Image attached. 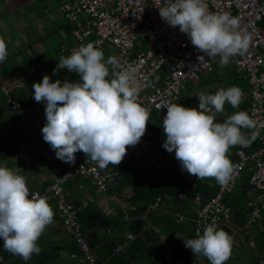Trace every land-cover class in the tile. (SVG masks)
Instances as JSON below:
<instances>
[{
    "label": "clouds",
    "instance_id": "clouds-1",
    "mask_svg": "<svg viewBox=\"0 0 264 264\" xmlns=\"http://www.w3.org/2000/svg\"><path fill=\"white\" fill-rule=\"evenodd\" d=\"M160 8V16L172 27L189 36L192 45L210 60L220 58V66L247 51L251 37L240 28L238 17L229 13H210L205 0H172ZM8 57V46L0 37V63ZM206 63L203 55L198 57ZM60 69L77 73L79 80L63 84L45 75L33 84L36 102H46L45 142L63 162L74 164L82 151L100 168L119 165L128 146H135L146 132L148 110L137 102L138 88L132 81L134 68H124L117 57L105 59L93 43L81 45L69 56H61ZM111 75V79L108 77ZM199 109L167 104L163 119L166 141L163 147L175 152L182 170L197 180L214 178L224 184L235 166L228 158L230 147H248L251 141L242 129L255 128L245 111L216 123L225 103L238 108L243 92L238 87L219 89L215 94H197ZM26 177L0 167V238L3 250L28 261L41 248L38 240L54 222V211L46 198L33 195ZM179 238V237H178ZM194 256H204L210 264H225L232 251V238L223 230L208 225L203 234L184 240ZM3 257H0L2 260Z\"/></svg>",
    "mask_w": 264,
    "mask_h": 264
},
{
    "label": "built area",
    "instance_id": "built-area-1",
    "mask_svg": "<svg viewBox=\"0 0 264 264\" xmlns=\"http://www.w3.org/2000/svg\"><path fill=\"white\" fill-rule=\"evenodd\" d=\"M170 2L172 0H61L63 18L75 26L73 38L77 46L70 50V55L81 45L88 43H93L100 49L112 45L118 50L116 57L120 64L124 68L135 69L132 81L138 88L137 102L148 110L149 120L145 134L135 146L127 147L122 162L131 157L140 161L144 154L156 156L164 175L175 171L178 166L161 157L148 128L151 117L155 113L167 112L164 106L173 104L180 98L185 84L200 82L203 75L212 73L214 63L219 58L217 56L210 60L192 45L189 36L182 33L179 26L172 27L161 18L159 7ZM205 3L210 13H229L238 17L240 28L251 37L247 51L243 55H236V68L250 83L249 116L256 124L255 128H249L243 133L251 142L258 141L260 146L250 153L246 147L234 146L238 159L232 176L224 184H220L218 192L207 202L204 203L200 195L195 198L196 213L193 222L196 236L198 232L203 234L208 225L216 228L231 220L233 207L227 203V199L246 170L250 172V185L264 198V0H205ZM140 38L143 41L136 44ZM142 44L146 47L145 50L141 49ZM66 51V48L62 49V53ZM201 55L205 57L206 63L199 61L198 57ZM166 69V77L161 84L156 83ZM53 76L51 73L50 77ZM8 104L30 126V136L33 137L28 143L21 145L20 151L13 155V161L17 162L22 152L35 147L52 165L50 184L44 190L33 191L29 198L36 195L46 198L49 204L53 203L58 209L63 227L75 239L88 264H107V261L100 263L93 254L79 221V215L90 207L93 199L72 201L67 188L77 177H82L90 181L98 194H107L115 185L118 172L100 168L84 152L75 159L74 164L64 167L56 154L48 153L37 139L39 122L34 121L30 125V114L26 107L13 97L8 99ZM80 188L84 190L86 185H81ZM152 208H157V204ZM248 208L251 209L248 220V226L251 227L263 219L264 204L260 199L253 200L248 203ZM143 219L147 220V216ZM186 219L181 216L178 222ZM125 238L113 256L123 253L127 245L136 240L137 235L129 232ZM72 258L75 259L76 254ZM260 264H264V260Z\"/></svg>",
    "mask_w": 264,
    "mask_h": 264
},
{
    "label": "trees",
    "instance_id": "trees-1",
    "mask_svg": "<svg viewBox=\"0 0 264 264\" xmlns=\"http://www.w3.org/2000/svg\"><path fill=\"white\" fill-rule=\"evenodd\" d=\"M64 20L67 22L65 23L64 27L67 35L66 38H73V31L75 29V26L70 21L66 19ZM60 29L61 27L59 26L57 31H59ZM62 47L63 46L58 49L60 52V56H69L70 52L68 51L62 53V49H64ZM67 52L69 54H67ZM234 59L236 64V56L233 58V60ZM46 60L47 59L45 58L37 56L35 62L28 61L23 65V67H17L16 70L23 74L24 78H29L25 87L17 88L14 85L9 84L7 81L2 82V71L0 70V97L6 99L7 103L10 97L15 98L20 103H22L24 107L27 106L28 108H30L34 112L32 117L37 118L40 123L41 112L36 110L44 102L35 101L34 89L32 86L35 83H39V77L42 72H44L45 74H49L48 71H52L53 69H55L49 67L48 65H50V62H46ZM8 61L9 59L7 57V59L2 64L5 66ZM38 64H41L42 69H36V65ZM16 70L14 71V73L12 72V74H15ZM75 76L77 77L76 73ZM31 77H34L35 80H31ZM73 81L70 80V82ZM9 107L10 109H12L10 105ZM239 111H245L249 114V99L241 102L238 108L232 107L231 110L227 111L226 116L228 118L229 116ZM12 112L14 114H12L10 118L1 119L2 115L4 114V110L0 107V167L10 168L17 174H20V172H18V169H20V166H22L23 173L20 175L26 177L24 174L26 173L24 168L26 167L27 163L23 158L20 157V159L17 161V165L19 166L18 168H16L14 166L15 161H13V155L16 152L20 151V147L22 144H26L30 140H32L30 133L28 132L30 126H27L22 121L18 113L13 109ZM227 118H216L215 122L223 123ZM31 124H33V122H30V125ZM246 130L247 129H242V132ZM153 135L155 137L154 133ZM154 141L157 143L158 149L161 152V147L158 140L156 141L154 139ZM259 146L260 145L258 141L255 140L252 141L248 147H246V150L250 153L258 149ZM230 148L234 149L235 151L234 146ZM30 150L34 151L35 156L37 157L35 162L38 163V165L46 166V170H48V172L52 171V165L48 160L44 158L40 150L36 149L35 147L31 148ZM22 153L21 155L23 157ZM80 153H82V151ZM149 157L144 154L142 156V160L140 161H138L134 157H131L121 162L119 165L115 166L109 164L106 167L108 170H115L119 173L120 177L115 183V185H119V191L123 193L125 190H129L131 192V195L130 197L123 198V200H121L123 202H121L123 205L120 204L121 206L117 207V214H115L114 216H109L108 214H106L104 212V209L102 207H99L97 204H91L87 210L81 212V214L79 215V221L82 226V231L89 243L93 254L100 263L107 261V264H135L134 262L136 260L140 261V259L143 260L150 257L152 251H154L155 246L157 247V244H160L161 240L163 239L167 246L170 247V251L168 253H165L162 258L165 264H205V262H202V256H194L192 250L190 248H186L185 246L184 240L197 237L195 235L194 229H192V231L189 232L186 236H177V229H173L167 226L165 230L167 232V236L161 239L159 238L160 236L153 234L155 233L156 228L152 225H149L150 223L147 220L143 219V217L148 211L153 209L152 206H155L157 204V208L160 207V210L163 209L165 212L169 213L168 216H170V218L168 220L171 224V222L173 221V219H171V216L172 218H174L175 212L170 211L172 210V208H167L169 203L179 204L180 206H182L181 208H189L190 203L191 205L195 204V198L198 195H201L202 200L205 203L218 192L220 183H218L214 178L197 180L195 176L188 174L186 171L185 173L181 172V169L179 167L178 169L176 168L175 171L162 176L161 172H159L157 169V157ZM228 158L231 160L233 165L238 159L235 152H228ZM175 163L180 164L178 160H176ZM36 170L37 168L34 169V171ZM183 174L186 176L190 175L191 179H187ZM26 181L30 189V194L38 187H41L38 190H44L48 185L47 183L43 184L42 186H34L31 182V176L29 175H27ZM79 182H85V180L78 178L75 181L71 182L68 185L69 190L76 189ZM251 189H253V187L250 185V172L246 170L243 173L242 180L237 184L234 192L228 197L229 200L227 199V203L231 207H233L231 220L223 225H219L220 227H223L225 231L229 232V235H232V228H235L245 234L248 232V229L251 230L254 226H256H248V220L251 213V209L248 208V203L253 200L249 199L247 193L250 192ZM109 191L110 193H112L111 189ZM158 199H160V201H158ZM71 200L74 201V199ZM49 205L54 211V221L57 220L61 225H63L59 216L58 209L53 205V203H50ZM262 223V227L264 228V220H262ZM153 224L157 226L156 221H153ZM129 232L137 235L136 240L130 242L123 253L113 256L114 251L119 244L125 241V236ZM109 233L111 236L109 235ZM163 233L166 234L165 232ZM138 239H143L145 241V246H132V244H134V242ZM256 242L260 252L261 248L264 249V229L263 232L259 235V238H256ZM50 249L53 253V260L59 259V257L61 256V252L65 250L67 251L68 258L73 260V264H88L84 259V255L81 249L78 247L75 239L71 235L70 240L66 244L62 243L51 245ZM239 249H241L242 251L245 250L242 248ZM41 253L43 254V256L49 258L45 250H41ZM74 254H76L75 259L72 258V255ZM35 256L36 254H34L30 260L35 259ZM111 256L113 257L110 258ZM0 257H3V259L1 260V264H30V260L24 261L22 257L4 251L3 241H1V239ZM46 257L45 259H47ZM259 259L260 257L256 255L248 264H260ZM77 260L79 262L75 263Z\"/></svg>",
    "mask_w": 264,
    "mask_h": 264
},
{
    "label": "rangeland",
    "instance_id": "rangeland-1",
    "mask_svg": "<svg viewBox=\"0 0 264 264\" xmlns=\"http://www.w3.org/2000/svg\"><path fill=\"white\" fill-rule=\"evenodd\" d=\"M23 2H26L27 5L20 7V4ZM23 8V9H22ZM21 9V12L19 10ZM19 17H22V20L26 21L27 24L21 22V19H18ZM52 17H55L59 22H64L62 21V15L60 14V4L57 0H0V37H3L4 35V40L8 46V65L4 66L2 63H0V70L2 71V82L7 81V82H12L13 84H17L19 86H22L23 83H27L29 78H24V75L21 74L17 69L18 66L23 64L24 61L28 62L31 57L34 55H39L42 53V57L47 59L46 62H50L49 67L51 68H57L56 65L58 63V59L61 57L59 48L62 45H67L68 47L66 48H72V45H75V40L73 38H66V33L64 31H54L51 30V25L52 23L50 22V19ZM50 18V19H49ZM62 19V20H61ZM40 20L46 27V37L45 41L43 42L42 45L36 46L35 39L31 40V37L27 36V33L29 31L33 32L34 28V23ZM14 23V24H13ZM21 24V25H20ZM4 26H8L9 30L6 32V34L2 31ZM27 28V29H26ZM29 35V34H28ZM35 38V35H34ZM136 44L141 43L143 41L142 38L138 40ZM77 44V43H76ZM62 48H65L63 46ZM145 46L142 44L141 49L145 50ZM104 52L105 59L111 56H115L118 54V50L112 46V45H107L105 48L102 49ZM34 54V55H33ZM10 57V58H9ZM35 57V56H34ZM10 67V68H6ZM214 72L205 74L202 77V81L196 82V81H191L185 84L184 89L181 90V95L180 98L175 101L173 104H179L182 105L186 108H196L199 109V98L196 96L197 94L204 92L205 94H215L219 89H228L233 86L238 87L239 89L242 90L243 92V99L247 97L249 94L248 91H250V83L246 79L245 75L242 73H238L236 70V64L235 61L231 58L230 63L227 66L221 67L220 66V58L216 60L214 63ZM6 69V70H5ZM15 74H12L13 71H15ZM62 72V73H61ZM58 74V75H57ZM57 76L54 77V82L59 79L61 83L65 80L68 81H74L76 82L77 77L73 73H67L64 71H59L57 72ZM242 74V75H241ZM244 75V76H243ZM166 72L163 71L161 74V77H165ZM112 77L111 75L108 77L110 80ZM31 80H35L34 77H31ZM19 82V83H18ZM0 107L4 110V114L2 115V118H10L12 114V109H10L6 99L0 97ZM42 114H41V125L39 128V132L36 134L37 139L42 143L44 149L52 154L56 153L51 146L45 142L42 134V128L46 125V114H45V109L46 107L39 106L38 107ZM232 106L229 103H225L224 105V114L227 113L228 110H231ZM16 112V111H15ZM223 113L217 114L216 118H220ZM167 112H161L159 114L155 113L151 117V122L148 128L151 129V131L155 134V139L158 140L159 145L161 147V154L162 158L165 160L168 159V163L180 166L181 172L185 173V171L182 170L181 164H176L175 161L176 156L175 152H168L164 147V143L166 141V135L164 133L163 129V119L166 116ZM215 118V119H216ZM1 122V120H0ZM22 126V125H21ZM30 134V130L28 131ZM32 136V134H31ZM33 138V137H32ZM23 157L21 155V158H23L26 162L27 160V166L28 168L25 169L27 172L24 173L25 176L27 175L31 176V182L35 183L34 178H37L39 182H43L45 180V175L47 174L46 166H41L38 165V163L35 162L37 157L35 156V153H33L32 150H27L22 153ZM149 157V156H147ZM151 158V157H149ZM46 161V160H45ZM15 167L18 168L19 165L18 162L14 163ZM37 168L36 171L34 169ZM19 172V171H18ZM20 175V174H19ZM184 175V174H183ZM187 179H191V176L184 175ZM110 189H112L114 192L110 193L108 192L107 194H101L104 195L105 199L109 200L112 202L113 207H104V212L106 214L109 213L111 214H116L117 207H120L123 205L122 201L123 198H128L131 195V192L129 190L124 191V197H119V194L121 191H119L120 187L119 185L112 186ZM122 193V192H121ZM107 197V198H106ZM122 202V203H121ZM121 204V205H120ZM179 204H173L169 203L167 208H172L173 210L176 209L177 212L184 213L183 209H195L196 206L191 203L189 204V208H181ZM106 209V210H105ZM180 209V210H177ZM156 211H152L150 216H152ZM168 212H165L163 209L160 210L159 212L153 216V221L157 224L155 226L152 224V220L150 219L151 225L156 228L155 235L160 236L159 238H164L167 236V232L165 231L167 226L171 228H176L177 230V236H186L189 232L192 231L191 223L186 221L182 226H176L175 222L176 219L179 217L180 214L174 215L173 221L169 222L170 216ZM264 214V213H263ZM180 224V225H181ZM186 224V225H185ZM259 226L261 224H258ZM217 230H223V227H216ZM231 229V228H230ZM61 230L65 231V228L60 224L59 221L55 220L54 223L49 225L44 233L41 235V237L38 240V245L42 250H45L46 253L48 254L49 258L46 256H43V254L40 252L38 255L35 256V259L30 260V264H73V260L68 258L67 251L63 250L61 252V256L59 259L53 260L52 259V252H51V245H56V244H62V241H60L61 238L68 239V234H65L61 232ZM232 235H229L232 238V251H231V256L228 261H226L225 264H248L251 262L252 258L255 257L256 255L261 257V255L264 256V253L261 254L259 250L257 249L258 247L255 235L258 236L257 230L258 228L254 226L251 230L248 229L247 233H242L239 230L232 228ZM60 231L61 234L58 232ZM250 231V232H249ZM165 232L166 234H164ZM226 233L229 234V232L225 231ZM187 233V234H186ZM259 238V236H258ZM3 241V239L1 238ZM69 241V240H68ZM67 241H64L63 244H66ZM4 244V241H3ZM145 246V241L143 239H138L137 241L132 244V246ZM158 246L154 248V251H152L151 256L146 258V259H140L136 260L134 263L135 264H165V262L162 260L163 256L165 253H168L170 251V247L167 246L165 241L162 239L161 243L157 244ZM161 245V246H159ZM243 246V247H242ZM245 249L241 250L239 248ZM256 248V249H255ZM151 252V250H150ZM45 257L47 259H45ZM79 262L78 260L75 262ZM202 262H205V264H210V261L202 256Z\"/></svg>",
    "mask_w": 264,
    "mask_h": 264
},
{
    "label": "crops",
    "instance_id": "crops-1",
    "mask_svg": "<svg viewBox=\"0 0 264 264\" xmlns=\"http://www.w3.org/2000/svg\"><path fill=\"white\" fill-rule=\"evenodd\" d=\"M58 2H59V4H60V14H61V0H57ZM25 5H27V3L26 2H23L22 4H20V7H22V6H25ZM23 9V8H22ZM19 12H21V9L19 10ZM62 15V14H61ZM51 18L52 19H50V22L52 23V25H51V30H54V31H57L58 30V28H59V26L61 27V29L59 30V31H64L65 32V30H64V27H65V23H67L63 18V20L62 21H64V22H59V20H57L55 17H52L51 16ZM18 19H21V22H23V23H25V24H27V22L26 21H24V20H22V17H19L18 16ZM14 24V23H13ZM35 25H34V28H33V32L32 31H29L28 33H27V31H24V33L26 32V34H27V36H29V37H31V40L32 39H35V44H36V46H40V45H42L43 44V42L45 41V37H46V32H44V30H46V27H48V25H44L40 20H37L35 23H34ZM21 25V24H20ZM7 29V30H6ZM27 29V28H26ZM9 30V28H8V26H5L4 28H3V32L6 34V32ZM6 31V32H5ZM66 33V32H65ZM29 34V35H28ZM34 35H35V38H34ZM66 37H67V35H65ZM3 37H4V35H3ZM70 38H72V37H70ZM74 39V38H73ZM33 41V40H32ZM76 42V41H75ZM77 43V42H76ZM75 43V45H72L71 47L72 48H74L75 46H77V44ZM62 46H65V48L66 47H68L67 45H62ZM72 48H66L67 50H68V52H70V50L72 49ZM67 52V54H69ZM34 55V54H33ZM42 53L41 54H39V55H34L33 57H31L30 58V60H29V62L30 61H33V62H35V60H36V58H37V56L38 57H41V58H43L42 56ZM70 55V54H69ZM66 57V56H65ZM235 57V56H234ZM233 57V58H234ZM237 57V56H236ZM232 58V59H233ZM60 59V58H59ZM234 61H235V59H234ZM25 63H27L26 61H24L23 62V64H21L20 65V67L22 66L23 67V65L25 64ZM8 64V63H7ZM7 64L5 65V66H7ZM57 65H58V63H57ZM57 65H56V67H57ZM49 66V65H48ZM7 69L8 68H10V67H6ZM36 69H38V70H40V69H42V67H41V64H38V65H36ZM214 69H215V67H214ZM9 70V69H8ZM237 70V69H236ZM60 71H64V72H67V73H73V72H70L69 70H67V69H63V70H59V73H60ZM238 71V70H237ZM165 72H166V75L168 74V71H167V69L165 70ZM214 72V71H213ZM212 72V73H213ZM13 73H14V71H13ZM48 73L49 74H45L44 72H42L41 74H40V77H39V81L38 82H42V78L45 76V75H48V76H50L51 75V73H53V70L52 71H48ZM62 73V72H61ZM238 73H239V71H238ZM57 74V73H56ZM54 75L53 77H50L51 78V81L52 82H54V77H56L57 75ZM73 74H75V73H73ZM77 74V73H76ZM162 74V73H161ZM161 74H160V76L158 77V79L156 80V83H159V84H161V82L163 81V79L166 77H161ZM242 75V74H241ZM244 76V75H243ZM77 77H78V74H77ZM78 79H80L79 77H78ZM77 79V80H78ZM74 80V79H73ZM202 81V80H201ZM9 83V82H8ZM19 83V82H18ZM9 84H11V85H14L15 87H25L26 86V84L25 83H23L22 84V86H19V85H17V84H13L12 82H10ZM248 93H249V91H248ZM250 98V93L247 95V97L245 98V99H243V101L244 100H247V99H249ZM41 106H43V107H46V102H44ZM26 107V109L28 110V112H29V117H28V120H29V122H33L34 123V121H38L39 122V125H38V132H39V127H40V125H41V123H40V121L37 119V118H34V117H32L33 116V114H34V112L30 109V108H28L27 106H25ZM36 111H39V112H41V110L39 109V108H37V110ZM41 114H42V112H41ZM157 114H159V113H157ZM39 115V114H38ZM221 117H223V118H227V116H226V114H222V116ZM150 125V124H149ZM150 129V128H149ZM150 131H151V129H150ZM152 132V131H151ZM152 134H153V132H152ZM153 138L155 139V137H154V135H153ZM156 140V139H155ZM157 141V140H156ZM81 151H78L77 153H76V158H78L79 156H80V153ZM235 151H234V149H232V148H230L229 149V153H234ZM33 153H34V151H33ZM80 153V154H79ZM54 154H56V153H54ZM161 156H162V154H161ZM165 160L166 161H168V159H166L165 158ZM26 162H27V160H26ZM59 162L65 167V166H67V165H69L70 163H66V162H63V161H61L60 159H59ZM236 163V162H235ZM158 171L159 172H161V165L159 164V162H158ZM14 167V166H13ZM178 167L179 168H181L179 165H178ZM28 168V166L26 165V167L24 168V169H27ZM104 170H106V171H113V170H108L106 167L105 168H103ZM23 167L22 166H20V169H18V171L20 172V174H22L23 173ZM115 171V170H114ZM47 172H48V170H47ZM115 172H117V171H115ZM50 173H51V171L50 172H48L46 175H45V180H43V182H39V180L37 179V178H34V180H35V183H33V185L34 186H42L43 184H50V182H51V180H50V178H49V175H50ZM26 174H27V172H26ZM119 174V173H118ZM161 174H162V172H161ZM162 176H164V174H162ZM119 177H120V175H119ZM119 177L117 178V181H118V179H119ZM78 178H81L82 180H85V182H79L78 184H77V188L76 189H72V190H69V187L67 188V192H68V194L70 195V198L71 199H74V201H78V200H80V199H90V198H92L93 199V202L91 203V204H97L99 207H102L103 209H104V207H113V205H112V202L111 201H109V200H107V199H105L104 197V195H101V194H98L95 190H94V188L92 187V185H91V183H90V181L89 180H86L85 178H82V177H77L76 179H78ZM75 179V180H76ZM75 180H73V181H75ZM72 181V182H73ZM116 181V182H117ZM81 185H86V188L83 190V189H81L80 188V186ZM115 186V185H114ZM41 187H38L37 189H35V191H41V190H38V189H40ZM111 191H112V193L114 192L112 189H111ZM126 191V190H125ZM110 192V191H109ZM119 194V197H122V196H124V193H118ZM89 196V197H88ZM201 196V195H200ZM247 196L249 197V199L250 200H258V199H260L261 201H262V203L264 204V198H261L260 197V192L259 191H257V190H254V189H251L250 190V192H248L247 193ZM107 198V197H106ZM228 200H229V198H228ZM90 204V205H91ZM106 210V209H105ZM117 211V210H116ZM152 211H156L152 216H150V214H151V212ZM157 211L159 212L160 211V207L159 208H153L152 210H150V211H148L147 213H146V216H147V221L150 223H148L149 225H151V222H150V219L152 220V224H153V216L157 213ZM170 211H173V212H175L176 211V209H172V210H170ZM184 211V213H181V212H175L176 214H180L179 215V217L176 219V222H175V224H176V226H182V225H184V224H181V223H185L186 221H188V222H190L191 223V226H190V228L192 227V229H194L195 228V224H194V222H193V219H194V217H195V213H196V208L195 209H185V210H183ZM189 213H191V214H189ZM117 214V213H116ZM188 214V215H187ZM108 215H109V213H108ZM115 215V213L114 214H111V215H109V216H114ZM264 215V214H263ZM185 217V218H187L184 222H178V219L180 218V217ZM152 217V218H151ZM263 218H264V216H263ZM262 220H264V219H262ZM262 220L260 221V222H258L257 224H255L256 225V227L258 228V230H257V233H258V236L263 232V227H262V225H263V223H262ZM156 224H158V223H156ZM181 224V225H180ZM258 224H261L260 226L258 225ZM186 225V224H185ZM63 226V225H62ZM195 231V230H194ZM61 232H63V233H65V234H68V232H67V230L65 229V231L64 230H61ZM177 232V231H176ZM59 234H61L60 233V231L58 232ZM178 234V233H177ZM187 234V233H186ZM70 235V234H69ZM109 235H110V233H109ZM111 236V235H110ZM258 236H256L255 235V238H258ZM68 240H70V236H68V239H64L63 240V238H61L60 239V241H62V243H64V241H67L68 242ZM2 241V240H1ZM257 246V245H256ZM258 249V248H257ZM259 250V249H258ZM260 253L261 254H263L264 253V249L263 248H261V251H260ZM260 261L261 260H264V256L263 255H261V257H260V259H259Z\"/></svg>",
    "mask_w": 264,
    "mask_h": 264
}]
</instances>
